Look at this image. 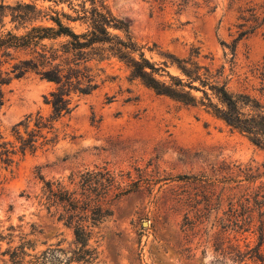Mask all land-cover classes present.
Here are the masks:
<instances>
[{"label": "rangeland", "instance_id": "rangeland-1", "mask_svg": "<svg viewBox=\"0 0 264 264\" xmlns=\"http://www.w3.org/2000/svg\"><path fill=\"white\" fill-rule=\"evenodd\" d=\"M105 1L140 45L156 44L179 57L199 49L209 57L201 58L203 64L225 67L230 91L264 97V29L237 43L234 56L231 51L240 12L264 0H187L182 10L180 0ZM21 2L72 13L70 5L78 0H0V5ZM15 27L6 18L0 35L25 32ZM102 66L100 88L75 96L74 111L56 124L54 147L17 157L12 167L0 160V264H9L5 251L27 241L32 255L54 250L55 264H264L257 232L262 216L253 206L258 187L264 189V176L253 178L264 173V149L204 108L158 96L130 80L117 60ZM54 89L35 74L7 88L0 111V132L7 140L26 117L51 115L45 96ZM105 165L118 174L131 172L137 190L113 202L112 217L91 243L96 258L70 263L73 234L39 205L40 177L66 179ZM248 198L249 211H241ZM232 207L240 211L237 218ZM244 212L251 227L239 230L235 222L245 219Z\"/></svg>", "mask_w": 264, "mask_h": 264}, {"label": "trees", "instance_id": "trees-1", "mask_svg": "<svg viewBox=\"0 0 264 264\" xmlns=\"http://www.w3.org/2000/svg\"><path fill=\"white\" fill-rule=\"evenodd\" d=\"M186 4L187 0H180L179 10ZM70 10L72 13L42 9L36 3L0 5V27L9 18L17 31L25 30L21 34L8 31L0 35V111L6 102V90L14 81L35 74L55 85L45 96V104L52 109L50 116L26 117L12 127L13 140H7L0 132V160L7 167H12L17 157L58 143L56 124L74 111L75 96L91 95L100 88L105 75L102 65L112 59L127 68L130 80H138L158 96L204 108L231 130L264 149V97L230 91L224 66L216 69L213 64H203L201 58L209 57L202 56L199 49L191 50L187 57H179L162 51L156 44L140 45L129 34L128 24L112 13L105 0H78L70 5ZM239 21V35L231 47L233 56L237 43L264 29V4L242 10ZM73 24L83 29L77 31ZM222 45L228 46L224 42ZM146 52L156 54L159 61L147 57ZM170 69L177 74H172ZM260 91L264 96V87ZM263 176L258 171L253 178ZM40 180L39 205L73 234L70 263H90L96 258L97 248L91 243L101 225L112 217L113 202L136 191L139 183L134 182L131 172L118 174L108 165L85 169L66 179L47 180L41 176ZM249 204V198L240 203L241 211H249ZM253 206L262 216L257 227L260 248L264 245L262 186L258 187ZM231 209V216L237 218L239 209ZM236 220L239 230L251 227L249 217L240 223ZM31 249L34 250L33 245L27 241L3 255H9V264H55L54 250L32 255L28 252Z\"/></svg>", "mask_w": 264, "mask_h": 264}]
</instances>
